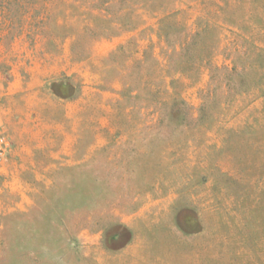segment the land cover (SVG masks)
I'll return each instance as SVG.
<instances>
[{
    "label": "rangeland",
    "instance_id": "obj_1",
    "mask_svg": "<svg viewBox=\"0 0 264 264\" xmlns=\"http://www.w3.org/2000/svg\"><path fill=\"white\" fill-rule=\"evenodd\" d=\"M63 79L103 148L0 167V264H264V0H0L8 134Z\"/></svg>",
    "mask_w": 264,
    "mask_h": 264
},
{
    "label": "crops",
    "instance_id": "obj_2",
    "mask_svg": "<svg viewBox=\"0 0 264 264\" xmlns=\"http://www.w3.org/2000/svg\"><path fill=\"white\" fill-rule=\"evenodd\" d=\"M79 83L81 88L77 86ZM79 83L75 84L71 79H63L61 83L63 88L70 91L61 94L53 90L56 99L50 101L46 99L42 102L37 98L35 102L28 101L23 106L25 118L21 130L17 134L12 131L9 134L7 132L12 141L9 158L12 159V156L19 152L24 155L22 159H30L31 163H51L55 168L70 163H91L93 155L98 149L101 150L103 145L93 147L90 138L91 128L88 127L89 130L86 131L85 126L86 121H91L93 118L92 83L86 79ZM75 85L77 89L74 87L72 91ZM114 90L113 93H118L114 103H118L121 97L119 93L122 92L123 87L115 86ZM113 105L110 101L107 102L105 97L103 106L108 109L106 113L109 118L114 114ZM106 115L101 114L97 118H106ZM78 152L79 156H77Z\"/></svg>",
    "mask_w": 264,
    "mask_h": 264
},
{
    "label": "built area",
    "instance_id": "obj_3",
    "mask_svg": "<svg viewBox=\"0 0 264 264\" xmlns=\"http://www.w3.org/2000/svg\"><path fill=\"white\" fill-rule=\"evenodd\" d=\"M11 148L12 141L10 140L3 125L0 124V167L9 159Z\"/></svg>",
    "mask_w": 264,
    "mask_h": 264
},
{
    "label": "trees",
    "instance_id": "obj_4",
    "mask_svg": "<svg viewBox=\"0 0 264 264\" xmlns=\"http://www.w3.org/2000/svg\"><path fill=\"white\" fill-rule=\"evenodd\" d=\"M2 1H3L4 3H7V4L9 3V4H10V3H15V2H16V3H17V2H20L21 0H2ZM63 94H64V93H63Z\"/></svg>",
    "mask_w": 264,
    "mask_h": 264
}]
</instances>
